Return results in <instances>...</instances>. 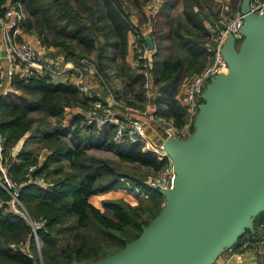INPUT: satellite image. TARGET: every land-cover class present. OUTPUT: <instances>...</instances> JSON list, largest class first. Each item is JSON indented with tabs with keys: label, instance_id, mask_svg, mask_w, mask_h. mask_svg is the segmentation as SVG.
Returning a JSON list of instances; mask_svg holds the SVG:
<instances>
[{
	"label": "trees",
	"instance_id": "1",
	"mask_svg": "<svg viewBox=\"0 0 264 264\" xmlns=\"http://www.w3.org/2000/svg\"><path fill=\"white\" fill-rule=\"evenodd\" d=\"M6 1L0 0V13ZM179 2L182 14L172 15ZM132 3L140 12L145 11L144 0H132ZM240 3L241 0H229L226 13L232 15ZM22 4L28 32L42 36L46 43L61 46L66 57L75 61L96 51L98 70L104 77L106 71L101 58H121L129 31H134L139 44H144L141 29L130 21L117 0H22ZM222 6L216 0H164L156 15H147L145 11L144 20L150 19L153 24L150 35L155 46L151 74L158 94L153 100L157 113L171 119L176 128L186 121L185 107L176 96L183 81L205 66L209 45H213L211 36L225 24L221 22ZM101 20L104 24L97 25ZM99 37L103 38L100 45ZM108 50L111 57L104 54ZM117 66L119 75L125 78L121 100L138 108L147 100L140 60L134 68L125 62ZM13 84L14 91L0 95V130L5 136L4 154L8 153L4 162L9 176L18 183L25 180L30 165H36L34 176L43 175L48 180L45 184L29 182L18 188L19 198L31 218L35 222L44 220L37 229L42 241V264L101 259L137 238L160 212L164 197L147 184V173L142 171L140 176H135L131 169L139 165L157 172L166 161L145 150L141 141H114L113 123L98 130V140L116 150L120 162L132 165L129 170L120 168L111 159L89 153L81 145L65 141L66 133L82 137L78 122L74 127L63 123L55 127H41L39 123L34 126L36 119L32 112L41 114L42 123L50 117L61 120L68 107L92 108L94 98L82 93L73 83L55 81L48 75L27 82L16 76ZM84 128L88 132L95 129ZM30 138L41 140L42 160L38 151L26 147ZM17 145L21 146L16 151ZM121 181L137 187L148 196V201L138 205L110 197H101L98 204L93 201V197L116 189ZM10 198L0 185V264H39L24 252L23 245L34 239L25 220L8 211ZM263 217L264 208L253 217V223L258 225ZM10 243L17 246L13 248Z\"/></svg>",
	"mask_w": 264,
	"mask_h": 264
},
{
	"label": "water",
	"instance_id": "2",
	"mask_svg": "<svg viewBox=\"0 0 264 264\" xmlns=\"http://www.w3.org/2000/svg\"><path fill=\"white\" fill-rule=\"evenodd\" d=\"M249 4L240 3L245 38L238 51L233 37L225 43L229 73L205 87L194 133L164 142L176 175L159 190L160 212L123 248L66 264H209L252 227L264 208V12Z\"/></svg>",
	"mask_w": 264,
	"mask_h": 264
},
{
	"label": "built area",
	"instance_id": "3",
	"mask_svg": "<svg viewBox=\"0 0 264 264\" xmlns=\"http://www.w3.org/2000/svg\"><path fill=\"white\" fill-rule=\"evenodd\" d=\"M162 0H144V7L150 15H156L161 8ZM250 11L262 14L264 12V0H250ZM27 14L23 8L22 0H7L3 11L0 13V31L3 36V54H0V90L2 94L12 92L14 89V78H22L25 82L32 78L48 75L52 78L63 73H70L73 76V84L80 91L86 92L93 80L104 83V77L92 60L80 58L76 63L60 65L44 54L47 44L43 37L36 33H26L19 36L21 27L24 26ZM244 14L240 8L228 17L222 29L211 36L213 45H209V56L205 66L197 73L187 77L183 82V94L181 103L185 107L186 121L179 128H167L164 140L155 144L150 141L144 132V124L141 118L129 117L123 121L114 124L113 139L115 141L144 142L148 150L152 151L159 159L165 160V164L155 175L148 177L147 184L159 190H171L174 188L175 170L172 159L168 154L164 142L168 137L178 140H184L190 137L195 129V122L200 112L201 105L205 102L202 94L212 78L218 75H227L229 65L223 54V47L231 36L234 39V48L239 50L245 38L243 33ZM138 60H140L141 72L143 75V90L147 100L153 95L152 90V61L155 52V46L149 49L143 45L138 50ZM113 99L112 93L109 94ZM94 107H96L94 105ZM131 112L145 115L149 119L156 121L153 113L147 110H140L133 107H127ZM111 121L108 116L98 113L96 110L86 111L80 119L81 127L92 126L96 129H102ZM5 136L0 130V185L10 194L8 201V211L19 215L31 228V235L39 244L37 229L43 225L35 222L25 205L21 202L18 195V188L25 183L35 182L40 184L47 183L43 175H33L36 165H30L25 173V180L21 183L13 180L8 172L4 162ZM164 197V196H163ZM165 204V198L162 206ZM260 231L251 233L248 229H243L237 238V248L239 250L248 247H259L264 244V217L259 223ZM10 246H14L13 243ZM25 252V249H24Z\"/></svg>",
	"mask_w": 264,
	"mask_h": 264
},
{
	"label": "crops",
	"instance_id": "4",
	"mask_svg": "<svg viewBox=\"0 0 264 264\" xmlns=\"http://www.w3.org/2000/svg\"><path fill=\"white\" fill-rule=\"evenodd\" d=\"M117 1L121 2V4L124 7V11L128 13L129 15L130 21L135 26L141 29L143 35H149L151 37L150 32L153 29V24L150 21V19L144 20L145 11L147 15H150L148 10L144 7L145 11L140 12L139 9L132 3V0H117ZM163 1L164 0L161 1V5ZM216 1H219L224 6H226L229 0H216ZM100 8L102 9V11H105V7L102 4L100 5ZM174 14H177V15L182 14L181 2H179L178 5L173 8L172 15ZM102 24H104L103 20L97 23V25H102ZM205 24L208 27L212 28L209 22L206 21ZM26 33H28V31L25 29V26L21 27L19 31V36L26 34ZM102 41H103V38L99 37L97 44L100 45ZM139 43L140 42H139L138 35L134 31H129L127 35V45L125 47L124 53L121 55V58L116 56V58L112 59L111 53L109 52V50L107 51V53H104L105 55L111 57V59H108L105 57L101 58L103 67L105 68V71H106L105 77L103 76L104 83L100 84L99 81L93 80L89 87V91H90V95L92 93L93 94L92 97L94 98V102H92V105L94 104L101 110V113L107 115L111 123L115 124L129 117L141 118L144 124V128H146L147 130L150 129V132L147 135L148 138L152 140L153 142L159 144L164 140L165 135H166V132L164 129L161 128L160 123H163V122L171 123V119H166L162 117L159 113H157L158 107L153 99L158 94L157 92L158 90L153 85V82H152V90H153V93H155L153 94L154 96L151 98V100L150 99L146 100L138 108L135 106L133 107L131 105L129 106L121 100V92L124 91V87H125V78L119 75V67L117 66V64H119L120 62H125L132 68L137 66L138 56H139L138 50L143 45L146 46L145 40H144L143 45ZM3 45H4L3 36L0 31V54L1 55L3 54V48H4ZM44 54L49 56L52 59V61L56 63H57V60L60 61L61 66L75 62V60L66 57L65 51L59 45H53V44L47 43V48L44 51ZM89 57L91 58V60L94 62V64L98 68L96 51H93L91 54H89ZM53 79L55 81H70L71 82L73 81V76L70 73H63L61 75L53 77ZM101 85H105V87L108 85V87L112 90V94H113L112 100L110 99L108 94H105L104 92H102L103 89ZM14 90L15 89H13V91ZM182 94H183V85H181L180 91L176 96L178 100L181 99ZM0 95H2L1 90H0ZM133 101L137 102L136 99H134ZM127 107H133V108H137L140 110H147L148 112L153 113L157 119L156 121H154L155 122L154 123L152 122L153 120L149 121L151 119H149L147 116L140 115L139 113H133L130 110H128ZM84 110L85 109L79 105L68 107L65 110L64 115L61 119L62 123L64 125H71V127H74L76 123L79 121V119L81 118V116H83ZM152 123L155 124V127H151ZM80 131L82 135V137L80 136L81 139L84 138L86 140H95V141L96 139H98V134H99L98 131L94 132L95 130H91L90 132H93V133H90L83 129H81ZM31 136H33V134H31ZM36 139L39 140V138H30L27 142L31 140H36ZM97 141L100 142L99 140ZM26 147H28L29 149L28 143ZM43 158H44V154H41L40 160H42ZM249 230L251 231V233L260 231L259 224L257 225V223L252 222V227L249 228ZM237 244L238 243L236 240L231 245L224 247L221 250V252L216 257H214L209 264H264V244L256 248L248 247L242 250H239L237 248Z\"/></svg>",
	"mask_w": 264,
	"mask_h": 264
},
{
	"label": "rangeland",
	"instance_id": "5",
	"mask_svg": "<svg viewBox=\"0 0 264 264\" xmlns=\"http://www.w3.org/2000/svg\"><path fill=\"white\" fill-rule=\"evenodd\" d=\"M228 9V5L226 4V6H222L221 7V16H222V24H224L226 22V20L228 19V17L231 15V14H227L226 11ZM235 12V11H234ZM233 12V13H234ZM232 13V14H233ZM222 26V25H220ZM29 33V32H28ZM46 43V42H45ZM47 44V43H46ZM80 58H83V57H80ZM80 58H78L77 60H79ZM85 58H88L89 60H91L90 57H85ZM76 63V61L74 62ZM70 82V81H69ZM71 83H73L71 81ZM184 83V82H183ZM182 83V85H183ZM100 84H102V82H100ZM75 85V84H74ZM90 87V86H89ZM103 91L105 94H109L112 93V90L108 87V85L105 87V85H101ZM82 93L86 94V95H90V91H89V88H87V91L86 92H83L81 91ZM155 94V93H153ZM91 95H93L91 93ZM113 95V94H112ZM154 95H152L153 97ZM151 97V98H152ZM150 98V100H151ZM137 109V108H136ZM89 110H96L98 113H101V110L96 106L94 107V104L92 106V108L90 109H87V110H84V113L86 111H89ZM133 113H136V112H133ZM84 115V114H83ZM31 116L33 118L36 119V121L34 122V126L39 123L41 124V127H55L56 125L62 123L61 120H56V118H47V119H44V123H42L40 121V118H41V114H39L38 112H32L31 113ZM83 116H81L80 119H82ZM80 119L78 121V123H80ZM149 121H152V120H149ZM120 122V121H119ZM154 122V121H152ZM111 123V122H110ZM155 123V122H154ZM79 125V124H78ZM80 126V125H79ZM160 126L162 129H164L166 131L167 128H176L172 125V123L170 122H163V123H160ZM158 126V127H160ZM151 127H155V124H151ZM93 128V127H92ZM95 128V127H94ZM110 128V127H109ZM81 129L85 130L86 128L82 127ZM95 131L94 132H97L99 129H94ZM91 131V130H90ZM89 131V132H90ZM99 132V131H98ZM144 132H145V135H148V133L150 132V129H146L144 128ZM90 133H93V132H90ZM30 134V132H29ZM63 139L65 141H67L68 143L70 144H78V145H81L83 147H85L87 149V151L91 154H94L96 156H99V157H103V158H108V159H111L113 161H115L117 164H120V168L121 166L123 167V169H126V170H129L131 169L132 165L130 164H127V163H124V162H120L119 161V158H118V154L116 152V150L110 148L109 146L105 145V144H101L100 142H98L96 139L95 140H86L84 138H79V137H75L73 134L71 133H66L63 135ZM114 140V139H113ZM150 140V139H149ZM115 141V140H114ZM152 141V140H150ZM116 142H119V141H116ZM121 142V141H120ZM153 142V141H152ZM27 143L29 145V149H32L33 147V151H38L40 154H43L44 150L42 149L41 150V140L39 139H36V140H31L29 142H26V146H27ZM143 143V148L146 150H148V147H146L145 143ZM155 143V142H154ZM157 144V143H155ZM21 145H17L15 146L14 150H18L20 148ZM28 148V147H27ZM152 152V151H151ZM5 160L7 161V157H8V153L6 152L5 153ZM133 169H131V172L135 175V176H140V173L143 171L146 174V177H145V181L148 179V177L150 176H153L156 174V172H154L153 170H150L146 167H141V166H135L133 165ZM45 181L47 182L48 180L45 179ZM140 190L137 188V187H134V186H131L128 182L126 181H121V183L118 185V187L116 189H112L110 190V192H108L106 195H103V196H95L93 197V201L98 204L99 203V199L101 197H110V198H118V199H121L131 205H138V204H144L148 201V196L145 194V193H142L141 191L139 192ZM162 208V207H161ZM41 221H43V219H41L40 221H36L37 223H41ZM31 236V234H30ZM33 239H34V236H33ZM38 239H39V244H37V242L32 240V238H30V240H28L26 242V245H23V248L25 249V252H27L30 256L34 257L36 259V261L39 263V264H42V255H41V246H42V241L38 235ZM11 244V243H10ZM14 246H11V247H16L17 245L15 243H13ZM31 246H34L35 248L32 249Z\"/></svg>",
	"mask_w": 264,
	"mask_h": 264
}]
</instances>
